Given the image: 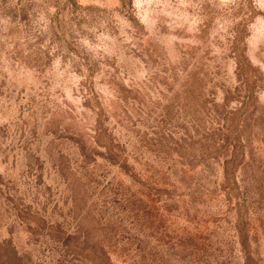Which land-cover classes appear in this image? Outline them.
Returning <instances> with one entry per match:
<instances>
[{
  "label": "rangeland",
  "instance_id": "374dc122",
  "mask_svg": "<svg viewBox=\"0 0 264 264\" xmlns=\"http://www.w3.org/2000/svg\"><path fill=\"white\" fill-rule=\"evenodd\" d=\"M0 264H264V0H0Z\"/></svg>",
  "mask_w": 264,
  "mask_h": 264
}]
</instances>
